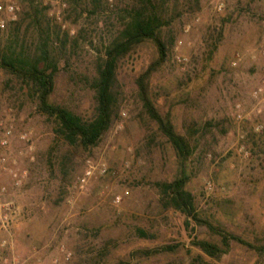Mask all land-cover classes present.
Returning a JSON list of instances; mask_svg holds the SVG:
<instances>
[{
    "label": "rangeland",
    "instance_id": "obj_1",
    "mask_svg": "<svg viewBox=\"0 0 264 264\" xmlns=\"http://www.w3.org/2000/svg\"><path fill=\"white\" fill-rule=\"evenodd\" d=\"M165 1L169 16L180 15L163 30V38L173 42L151 77V95L193 149L185 172L197 211L259 247L264 93L253 94L264 81V0ZM16 2L15 21L24 17L27 4ZM220 2L223 9L217 11ZM34 4L42 10L40 27L26 20L16 31L6 21L0 46L15 34L31 45L40 28L48 29L60 67L52 100L89 118L95 106L89 81L131 0ZM213 41L218 48L208 61ZM153 53L147 45L121 62L118 118L88 150L57 142L25 87L0 70V157L8 159V168L27 172L23 184L14 186L7 171H0L1 202L13 205L7 230L0 228V264H264L263 253L236 242L220 260L198 261L190 243L195 237L212 239L208 230L191 220L186 226L184 216L163 207L158 185L173 180L177 165L173 150L145 116L135 83ZM7 130L8 145L2 146ZM165 245L176 249L131 256Z\"/></svg>",
    "mask_w": 264,
    "mask_h": 264
},
{
    "label": "trees",
    "instance_id": "obj_2",
    "mask_svg": "<svg viewBox=\"0 0 264 264\" xmlns=\"http://www.w3.org/2000/svg\"><path fill=\"white\" fill-rule=\"evenodd\" d=\"M23 1L27 3L23 8L24 17L9 24L16 26V31L20 23L26 20H29L30 27H40L39 17L42 10L34 4L35 0ZM74 1L76 4L80 2ZM165 3V0H131V4L123 9L121 26L104 47L103 56L95 68V75L89 81L95 103L93 114L89 118H84L52 100L55 77L60 67L59 60L51 49L53 42L48 29L40 28L37 40L31 45L20 41L15 34L9 43L0 46V70L25 87L27 95L36 104L37 113L50 123L57 142H64L75 149L88 150L98 145L118 118L122 100L117 74L121 62L137 49L151 45L154 50L153 57L137 75L135 83L145 116L155 124L157 131L173 150L177 165L173 180L158 185L163 207L184 216L186 226L189 225L188 220H191L196 226L208 230L212 239L195 237L190 243L191 248L199 252L196 259L200 262L202 257L220 260L229 252L232 242L264 254V238L259 247H254L225 231L218 223H213L197 211L194 196L187 189L189 177L185 172V162L192 155L193 149L189 139L177 131L170 114L159 111L151 95V77L166 61L173 42L172 37L167 40L163 38V30L180 15L169 16ZM217 48L218 43L213 41L207 52L208 61L212 59ZM141 236L146 237L144 233ZM175 249L176 246L165 245L135 251L131 256L149 258L173 252Z\"/></svg>",
    "mask_w": 264,
    "mask_h": 264
},
{
    "label": "built area",
    "instance_id": "obj_3",
    "mask_svg": "<svg viewBox=\"0 0 264 264\" xmlns=\"http://www.w3.org/2000/svg\"><path fill=\"white\" fill-rule=\"evenodd\" d=\"M217 11H221L223 9V3H218L215 5ZM19 12V6L17 5L16 0H0V29L3 30L6 26V21L13 22L16 20V16ZM262 52L264 53V43L261 47ZM239 55L236 57L238 58ZM178 62H183V59L176 57ZM264 93V81L262 84L255 90L254 96L257 97ZM237 118L240 119L241 116L238 114ZM11 134L10 130H7L4 139L1 142L2 146L8 145V138ZM22 140L25 139V136L21 137ZM8 159L5 156L0 157V171H7L10 178L12 179L14 186H21L25 178H27V172L24 170L20 172L19 170H14L8 168L7 161ZM91 173L87 172L85 177H89ZM85 179H82L81 182L84 183ZM2 194L0 192V228L7 230L8 228V217L11 216L13 212V205L11 203H2ZM3 211H2V210Z\"/></svg>",
    "mask_w": 264,
    "mask_h": 264
}]
</instances>
